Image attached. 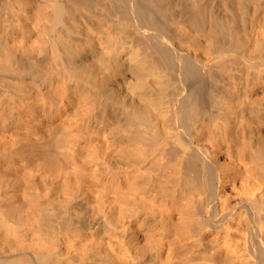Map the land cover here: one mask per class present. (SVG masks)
<instances>
[{
	"label": "bare ground",
	"instance_id": "bare-ground-1",
	"mask_svg": "<svg viewBox=\"0 0 264 264\" xmlns=\"http://www.w3.org/2000/svg\"><path fill=\"white\" fill-rule=\"evenodd\" d=\"M0 264H264V0H0Z\"/></svg>",
	"mask_w": 264,
	"mask_h": 264
},
{
	"label": "rangeland",
	"instance_id": "rangeland-1",
	"mask_svg": "<svg viewBox=\"0 0 264 264\" xmlns=\"http://www.w3.org/2000/svg\"><path fill=\"white\" fill-rule=\"evenodd\" d=\"M222 160V159H221Z\"/></svg>",
	"mask_w": 264,
	"mask_h": 264
}]
</instances>
